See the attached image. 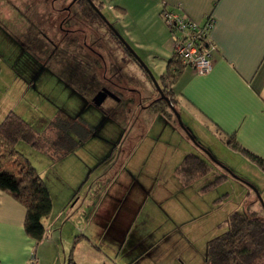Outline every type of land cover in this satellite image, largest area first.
I'll return each mask as SVG.
<instances>
[{
    "label": "rangeland",
    "instance_id": "rangeland-1",
    "mask_svg": "<svg viewBox=\"0 0 264 264\" xmlns=\"http://www.w3.org/2000/svg\"><path fill=\"white\" fill-rule=\"evenodd\" d=\"M73 1L0 0V112L10 107L18 116L23 113L19 117L30 123L41 117V131L45 122L65 118L82 123L90 132L83 139L75 135L74 138L79 140L78 147L64 158H48L27 147L21 148L20 153L40 176L43 175L53 212L61 211L64 218L71 215L70 206L78 197H84L90 186L93 185L94 193L95 190H103L95 182L114 163L123 167L131 159L130 164L124 167L138 185L148 183L155 189V182L172 181L174 191L165 194V203H157L150 215L146 216L143 211L138 219L140 224L134 227V231L139 228L135 241L144 239L151 243L160 237V242L153 248L154 255H149L138 264H206L207 245L225 233V222L231 213L247 216L253 206L252 210L264 217L261 203L262 200L264 205V173L229 151L221 136L200 118L196 119L197 122H189L179 114L180 123L174 115L170 124L161 117L153 123L154 116H150L147 109H143L139 117L140 101L142 106H146L150 100L142 87L143 75L135 74L131 65L122 64L123 57L127 58V63H135L127 57L126 47L118 42L119 37L113 39L108 28L104 29L99 23L98 33L95 27L81 18L79 7L72 6V26L68 22L63 27L88 32L87 43L98 50H95L96 53L100 51L104 55L105 66L100 67L96 59L91 62L80 33L71 35V42L67 43L68 36L58 31L60 18L66 13L60 10ZM154 2L98 0L107 23L150 72L153 69L157 72L161 67L152 54L156 45L165 39L171 43L165 24L167 37L157 30L155 20L148 14L147 7ZM119 7H127L128 10L123 13ZM41 31L49 40L40 36ZM133 43H138L141 50L136 49ZM146 56L147 60H143ZM90 65L92 73L85 72V66ZM49 68L55 69L61 80L83 93L81 99L61 85L60 79L54 78L58 76L52 77L48 73ZM153 71L151 74L154 77ZM154 79L161 86L160 81L156 77ZM105 81L116 83L113 84L116 87L109 85L115 92L112 93L114 98L95 107L90 102L103 88L91 98V87L103 83L108 85ZM151 85L156 99L159 94L152 82ZM134 88H137L135 92ZM157 106L158 109L162 107ZM129 148H132L130 155L127 154ZM187 154L210 162L212 171L202 179L182 186L177 183L175 171ZM120 170L118 167L110 171L117 173ZM221 175H226V180L214 186L213 181ZM149 217L155 221L151 222ZM73 225L76 231L73 238H77L80 235L79 226L76 223ZM165 233L167 235L162 236ZM165 245L167 247H163ZM64 246L66 250L68 244ZM73 247L74 241L67 251L64 250V255L61 247L58 254L60 260L64 256L67 264ZM32 253L35 254V262L38 261L37 248ZM40 260L41 264H58L55 253Z\"/></svg>",
    "mask_w": 264,
    "mask_h": 264
},
{
    "label": "crops",
    "instance_id": "crops-1",
    "mask_svg": "<svg viewBox=\"0 0 264 264\" xmlns=\"http://www.w3.org/2000/svg\"><path fill=\"white\" fill-rule=\"evenodd\" d=\"M164 7L200 24L209 15L215 20L208 36L209 42L214 47L210 53V72L198 75L192 69L182 67L171 87L172 94L179 103L178 113L189 122H197V118L205 121L221 136L225 146V138L233 137L239 146L264 160V0H155L154 4L147 7L148 14L155 20L157 30L159 29L166 36V27L159 16ZM119 10L125 13L128 8L119 7ZM145 16L147 17V14ZM98 23L97 19H93L89 25L95 27L99 33L100 23ZM77 32L83 36L88 46L86 49L91 62L96 59L99 65L101 64L100 67L105 66L103 53L100 51L96 53L97 49L87 43L88 32L84 29ZM44 35L46 36V33L41 31L40 36L44 37ZM112 38L115 39L113 36ZM130 40L132 42V39H129V42ZM133 45L141 50L138 43ZM152 54L161 65L157 72L151 69L154 77L160 81L167 63L173 56L171 43L167 39L163 43H158ZM127 57L132 59L128 54ZM143 60H147V56ZM122 62L124 66L134 67L132 71L135 74L138 72L143 75L142 87L150 102L142 106L140 101L139 117L143 114V109H147L150 116H154L153 123L156 122L157 117L165 120L156 112L157 110L153 111L149 107L157 98L154 99L152 95L153 88L148 75L135 62L134 65L127 63L126 57H123ZM92 70L91 65L85 66V72L92 73ZM48 73L52 77L58 76V78L54 77L55 79H60L55 69L49 68ZM60 81L61 85L81 99L83 93L77 91L67 81L61 79ZM105 82L108 85L103 83L97 87H91V98L101 88H106L115 94L109 85L115 86L113 84L116 83ZM83 86L85 87V83ZM135 90L137 88H134V92ZM106 100H109V97L102 103ZM10 112H14L10 107L0 112V121ZM19 114L22 116L23 113ZM170 122L166 120L165 123L170 124ZM28 123L38 132H43L48 126L45 122L42 127L44 129L41 131V117L35 118L34 123ZM23 146L20 145V149L27 147ZM132 148L128 149L127 154L130 155ZM126 149L127 147L124 151ZM239 157L241 161H245L240 155ZM130 160L126 161L123 167L118 166L121 170L117 173L110 171L118 168L117 163H114L98 177L95 183L103 190L98 189L94 193L93 185L90 186L85 196L78 197L70 206L69 217L64 218L61 211L54 213L52 209L50 215L42 220L45 234L38 244L24 233L25 209L23 206L9 195L0 192V264H29L35 248L40 259L55 253L58 264H66L65 257L63 256V259L61 257L60 260L58 254L61 247L63 255L66 254L65 251L74 241L73 235L76 231L73 230V224L75 223L79 226L80 234L78 236L80 241L76 243L72 254L76 264H138L144 258L150 257L154 252L153 248L160 242V237L151 243L144 239L135 241L139 228L134 231V227L140 224L138 219L143 211L146 216L150 215L152 207H157L159 203L164 202L166 196L174 191V184L172 181L155 182V189L148 183L145 186L136 184L133 177L131 179L128 176L124 167L125 164L127 166L130 164ZM176 178L178 184L185 186L177 176ZM42 180L45 181V178L42 177ZM252 209L253 206L251 212ZM149 218L151 222L155 221L152 217ZM165 235L167 233L162 236ZM66 244L68 248L65 250ZM40 259H37L36 264L42 263ZM81 260H86L88 263H83Z\"/></svg>",
    "mask_w": 264,
    "mask_h": 264
},
{
    "label": "trees",
    "instance_id": "trees-1",
    "mask_svg": "<svg viewBox=\"0 0 264 264\" xmlns=\"http://www.w3.org/2000/svg\"><path fill=\"white\" fill-rule=\"evenodd\" d=\"M90 1L100 11L101 4L97 0ZM77 2L83 17L89 20L99 19L86 0H77ZM111 35L116 38L114 34ZM124 50L141 67L133 55L126 48ZM176 59L173 55L167 63L165 73L160 77L161 86L159 87L178 112L179 103L172 94L171 87L181 68L187 66L182 65ZM157 105L162 107L158 109ZM149 107L152 110L155 109L153 111L157 110L156 112H159L166 120L172 121L173 113L163 100L158 99ZM69 132L74 136H80L81 139L90 134L82 123L79 124L65 118L53 119L43 132H38L13 112L8 113L0 123V192L9 195L23 206L25 209L24 233L36 244L44 237L45 230L42 220L47 218L52 211V199L36 169L20 153L19 146L26 145L49 158L59 159L78 146L79 140H76ZM82 133L85 135H81ZM225 143L227 148L257 166L264 173L263 159L239 146L233 137L225 138ZM210 164L194 154H187L176 168L175 173L182 184L187 186L211 173L212 165ZM226 175L217 177L213 185L225 181ZM249 214L241 216L231 213L228 216L225 222L227 227L225 233L211 240L207 245L206 264H264V217L254 210ZM78 241L80 237L74 239L75 245ZM72 254L73 250L68 257L67 264H76Z\"/></svg>",
    "mask_w": 264,
    "mask_h": 264
},
{
    "label": "built area",
    "instance_id": "built-area-1",
    "mask_svg": "<svg viewBox=\"0 0 264 264\" xmlns=\"http://www.w3.org/2000/svg\"><path fill=\"white\" fill-rule=\"evenodd\" d=\"M160 17L169 31L172 53L181 64L190 67L198 75L210 72V53L214 47L208 36L215 24L214 18L206 16L204 22L200 24L165 7ZM29 262L36 264L34 254Z\"/></svg>",
    "mask_w": 264,
    "mask_h": 264
},
{
    "label": "water",
    "instance_id": "water-1",
    "mask_svg": "<svg viewBox=\"0 0 264 264\" xmlns=\"http://www.w3.org/2000/svg\"><path fill=\"white\" fill-rule=\"evenodd\" d=\"M88 4L91 6V8L93 9V11L99 16L100 20L105 23V25L110 28L113 32V34L116 36V37H119L118 39L120 40V43L122 45H124L126 48H128L131 52V54L133 55V57L135 58L136 62L143 68V70H145L144 72L148 75V77L150 78L152 84L155 86L156 90H157V93L159 94V99L163 100L167 106L171 109L173 115L176 117V120L180 123V116H179V113L172 107L169 99L164 96V94L162 93L159 85L157 84L156 80L154 79V77L152 76L151 72L148 70V68L143 64V62L138 58L136 57L135 54H133V52L131 51V49L126 45V43L123 42V40L121 39V37L112 29V27L107 23V21L105 20V17L103 16V14L96 8V6H94V4L90 1V0H87ZM114 98V95L109 92L108 90H106L105 88L101 89L97 94L96 96L93 98L92 100V103L95 107H99L102 102L107 98ZM209 156V155H208ZM210 157V156H209ZM211 158V157H210ZM212 162L216 165L219 166V163L216 162V161H213V159L211 158ZM258 195V194H257ZM259 197V196H258ZM260 198V197H259ZM261 199V198H260ZM261 203H262V206L264 207L263 205V202L261 200Z\"/></svg>",
    "mask_w": 264,
    "mask_h": 264
},
{
    "label": "flooded vegetation",
    "instance_id": "flooded-vegetation-1",
    "mask_svg": "<svg viewBox=\"0 0 264 264\" xmlns=\"http://www.w3.org/2000/svg\"><path fill=\"white\" fill-rule=\"evenodd\" d=\"M87 1V0H86ZM88 3V2H87ZM52 5H53V3H52ZM73 5H75V6H78L79 7V5H78V2H77V0H74L71 4L69 3L67 6H64L63 8H62V10H60V12L61 13H64V12H66L65 13V16H62L61 18H60V24H59V28H58V31L61 33V35H64V36H68V40H67V43H69V41L71 42V35H73L74 33H76L78 30H74L73 28H64L63 26L65 25V24H67L68 22H69V25L70 26H72V23H70V21H72V17H71V8H72V6ZM91 7V6H90ZM64 11V12H63ZM100 12H101V8H100ZM61 15V14H60ZM79 15L81 16V18L84 20V21H86V23L87 24H90L91 23V19L89 20V19H87V18H85V17H83V15H82V13H81V11H80V8H79ZM97 20H98V22L100 23V25L101 26H103L105 29L106 28H108L101 20H100V18L98 19L97 18ZM105 26H104V25ZM66 26V25H65ZM108 30H109V32H110V34H113L111 31V29L110 28H108ZM78 33V32H77ZM44 37L45 38H47L48 40H49V38L47 37V36H45L44 35ZM115 40H117L116 38H115ZM66 43V44H67ZM82 44H83V46L85 47V48H88V46H87V44H86V42L83 40L82 41ZM108 90V89H107ZM110 92V91H109ZM159 99V95L157 96V99L156 100H158ZM155 102V101H154Z\"/></svg>",
    "mask_w": 264,
    "mask_h": 264
},
{
    "label": "bare ground",
    "instance_id": "bare-ground-1",
    "mask_svg": "<svg viewBox=\"0 0 264 264\" xmlns=\"http://www.w3.org/2000/svg\"><path fill=\"white\" fill-rule=\"evenodd\" d=\"M177 60V59H176Z\"/></svg>",
    "mask_w": 264,
    "mask_h": 264
}]
</instances>
